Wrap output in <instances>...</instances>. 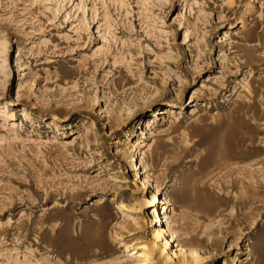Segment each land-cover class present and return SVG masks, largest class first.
I'll use <instances>...</instances> for the list:
<instances>
[{"label":"rangeland","instance_id":"rangeland-1","mask_svg":"<svg viewBox=\"0 0 264 264\" xmlns=\"http://www.w3.org/2000/svg\"><path fill=\"white\" fill-rule=\"evenodd\" d=\"M0 264H264V0H0Z\"/></svg>","mask_w":264,"mask_h":264},{"label":"bare ground","instance_id":"bare-ground-1","mask_svg":"<svg viewBox=\"0 0 264 264\" xmlns=\"http://www.w3.org/2000/svg\"><path fill=\"white\" fill-rule=\"evenodd\" d=\"M165 114V113H164ZM55 120L53 121V125H56L55 123H56V120L57 119H60V117H55L54 118ZM153 129H155V122H148L147 123V127H146V131H143L142 132V135L144 136V135H148ZM156 201H157V197L156 196H152L151 197V199L149 200V204L151 205V206H153V207H155L156 206ZM101 202V201H100ZM100 204V203H99ZM163 216H164V218H166V219H168V221H169V219L170 218H168L167 217V214L166 213H163ZM156 218H157V221L156 222H159V217L156 215ZM165 234H166V231H164L162 228L159 230V232H158V234H157V236L158 237H162V236H165ZM168 241V240H167ZM169 243V242H168Z\"/></svg>","mask_w":264,"mask_h":264}]
</instances>
